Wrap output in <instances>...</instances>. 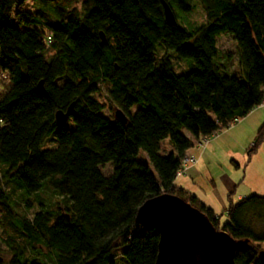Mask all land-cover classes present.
Listing matches in <instances>:
<instances>
[{"label": "trees", "instance_id": "obj_1", "mask_svg": "<svg viewBox=\"0 0 264 264\" xmlns=\"http://www.w3.org/2000/svg\"><path fill=\"white\" fill-rule=\"evenodd\" d=\"M27 1L0 0V164L27 197L48 185L63 204L41 203L32 218L16 220L11 264H44L42 247L53 264H117V248L129 264H156L160 233L139 225L137 215L164 194L244 243L236 264H264V194L230 201L223 222L175 186L184 157L202 139L261 107L264 0H200L206 20L190 30L178 12L192 14L196 0H84L81 8L77 0H32L47 6L38 12L24 9ZM163 2L178 25L166 21ZM227 33L237 44L238 74L227 70L233 54L218 46ZM160 49L192 61L190 71L177 73ZM105 87L126 125L102 114L107 107L96 95ZM72 105L74 125L59 127L56 114ZM257 137L250 154L264 125ZM166 139L174 151L162 155ZM141 151L152 166L139 160ZM107 164L110 176L101 170ZM9 200L0 185V203L13 216Z\"/></svg>", "mask_w": 264, "mask_h": 264}, {"label": "rangeland", "instance_id": "obj_2", "mask_svg": "<svg viewBox=\"0 0 264 264\" xmlns=\"http://www.w3.org/2000/svg\"><path fill=\"white\" fill-rule=\"evenodd\" d=\"M84 0H77L75 2V6L78 8H81L82 3ZM195 10L192 14L185 15L181 12L179 13V25L182 28L185 29H192L193 27L190 26H195L197 24H201L205 22L206 17H205V12L203 11V7L201 4L200 0L195 1ZM47 7V6H45ZM42 4L35 3L32 0H29L25 3L24 9L32 11V12H38L41 9H46ZM51 17L56 20L58 17H56L55 14H51ZM228 34V33H227ZM225 34L222 35L218 38V46L223 54L231 53L233 54V60L230 63V66L228 67V71L232 73H239V67H238V52H237V44L236 41L234 40L233 36L231 34ZM159 56H168L172 59L175 70L177 73H185L189 72L190 70V64L188 62H192L190 60H181L179 59L176 55H174L171 52H167L164 49H160L159 51ZM224 62V61H223ZM5 89L4 86L0 87V92H2ZM96 97L106 105V109L102 112V114L111 119V120H116V112L118 111V107L113 106L109 99H108V94L106 91V87L102 89L101 92L97 93ZM139 106H135L133 108V111H135ZM251 116V117H250ZM254 115H248L247 117L244 118V120H248L246 122H249V129L254 130L255 134H251V132H247L245 135H243V139L240 143V148L236 146V144H229L228 143V148L226 150H223L219 156V159H217V162H205V164H234L232 162L231 157L226 156V151L231 150V151H242L243 153H247L250 150L252 144L257 140L258 136V131L261 125L263 124H254L257 123L258 121L255 122V116ZM243 120V121H244ZM242 120H240L237 124H235L233 127L234 132L238 133L240 132L242 128ZM69 126H73V122L69 121ZM230 128V129H231ZM249 130V131H250ZM227 131V130H226ZM222 132L221 137L225 134V132ZM218 138V137H217ZM217 138L212 139V141H217ZM211 141V142H212ZM212 142V143H213ZM54 143L48 142L47 147H53ZM162 149H161V154L162 155H167L170 153L171 149H174L170 139H166L162 143ZM208 145L207 147H209ZM206 147V148H207ZM197 149H202V148H197ZM252 158H254L251 162V164H264V139L258 148L256 152H252ZM139 160L147 163L152 166L150 159L148 157V154L145 151H141L139 156ZM250 159V158H249ZM250 161V160H249ZM102 173L105 176H110L113 173V166L112 164H107L101 168ZM8 173V167L5 165L0 164V185L3 188V190L10 196L9 203L12 207L13 210V216H10L7 212V208L4 207L0 203V263L1 264H11L12 259L14 258L15 251L11 248L10 244L8 243L11 239L12 240H19L17 235L18 232H15L14 227L12 226L13 224L16 223V220L18 218L22 217H27V218H32L36 212H38L41 207L40 204L43 203L47 205L49 208H55L58 209L62 206L63 198L55 194V192L48 187V185L45 187L43 191L40 193L27 197L24 195L23 191L14 183L10 180V175ZM264 194V193H263ZM29 201L30 207L27 206V202ZM42 251V256L40 257L44 264H53V261L49 259L50 253L46 248L42 247L40 249ZM261 250L264 251V243L261 245ZM123 251L124 248H117L113 254L115 256V261L117 264H129L128 261L125 259L123 256Z\"/></svg>", "mask_w": 264, "mask_h": 264}, {"label": "water", "instance_id": "obj_3", "mask_svg": "<svg viewBox=\"0 0 264 264\" xmlns=\"http://www.w3.org/2000/svg\"><path fill=\"white\" fill-rule=\"evenodd\" d=\"M166 21L178 25L176 15L168 3L163 2ZM102 38L105 36L101 33ZM43 82L40 84L44 89ZM74 105L56 114V123L65 127L72 116ZM116 118L124 125L127 117L122 110ZM137 222L160 233L156 264H236L235 255L243 246L225 231L217 230L207 216L183 198L164 194L147 200L138 211ZM264 261V251L260 253Z\"/></svg>", "mask_w": 264, "mask_h": 264}, {"label": "crops", "instance_id": "obj_4", "mask_svg": "<svg viewBox=\"0 0 264 264\" xmlns=\"http://www.w3.org/2000/svg\"><path fill=\"white\" fill-rule=\"evenodd\" d=\"M249 115H254L255 122L258 121L254 124L263 123L261 127L264 125V107L256 108ZM246 121L248 120L242 122L240 132L236 133L235 129L231 128L225 132L223 137L221 134L217 141H212L209 147L191 150L189 153L197 158V163L190 166L183 175L177 176L175 181L178 189L183 190L189 196L196 197L217 215H223V222L227 220L225 211L230 201L236 203L253 194L264 193V164H251L254 159L250 154L253 146L248 154L242 151L227 150L226 156L231 157L234 164H205L207 161L217 162L220 153L228 148V143L236 144L240 148L243 135L247 132L255 134L254 130L249 129V122ZM172 151L174 149L170 152Z\"/></svg>", "mask_w": 264, "mask_h": 264}, {"label": "built area", "instance_id": "obj_5", "mask_svg": "<svg viewBox=\"0 0 264 264\" xmlns=\"http://www.w3.org/2000/svg\"><path fill=\"white\" fill-rule=\"evenodd\" d=\"M261 107H264V100L261 103ZM239 122V120H236L235 123ZM219 134H215L211 137L208 138H204L202 139L198 144H197V148H206L212 141V139H215L217 137H219ZM255 144L253 143L252 146H254ZM197 163V158L194 157L192 154L188 153L184 159H183V164L182 167L178 170L177 172V176H181L183 175L190 166L194 165Z\"/></svg>", "mask_w": 264, "mask_h": 264}]
</instances>
